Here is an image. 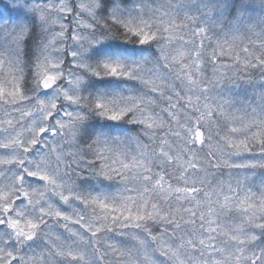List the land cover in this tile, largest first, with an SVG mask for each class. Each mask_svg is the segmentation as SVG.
I'll list each match as a JSON object with an SVG mask.
<instances>
[{"label": "snow or ice", "instance_id": "snow-or-ice-1", "mask_svg": "<svg viewBox=\"0 0 264 264\" xmlns=\"http://www.w3.org/2000/svg\"><path fill=\"white\" fill-rule=\"evenodd\" d=\"M0 264H264V0H0Z\"/></svg>", "mask_w": 264, "mask_h": 264}]
</instances>
